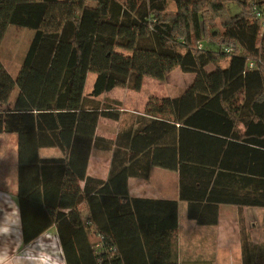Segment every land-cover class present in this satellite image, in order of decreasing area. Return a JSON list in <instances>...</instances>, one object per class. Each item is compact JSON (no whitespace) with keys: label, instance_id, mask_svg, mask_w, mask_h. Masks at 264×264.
I'll return each instance as SVG.
<instances>
[{"label":"trees","instance_id":"16d2710c","mask_svg":"<svg viewBox=\"0 0 264 264\" xmlns=\"http://www.w3.org/2000/svg\"><path fill=\"white\" fill-rule=\"evenodd\" d=\"M231 1L239 7L233 15ZM257 11L264 14V0H0V43L9 25L33 31L16 81L0 66V102L18 85L13 106L0 110V133L17 138L24 243L55 225L66 264H123L121 235L136 226L141 202L167 209L166 236L174 242L177 202L128 193V178H147L151 166L178 173L179 199L198 224H215L221 203L264 206ZM216 18L221 30L211 27ZM176 66L194 74L179 95L149 97L113 139L96 134L98 119L118 120L121 104L96 96L139 90L144 76L162 80ZM88 72L96 77L85 96ZM44 146L62 155L40 157ZM93 148L111 152L104 179L87 174ZM241 247L242 264H264V243L253 244L243 225Z\"/></svg>","mask_w":264,"mask_h":264},{"label":"crops","instance_id":"0c3cea01","mask_svg":"<svg viewBox=\"0 0 264 264\" xmlns=\"http://www.w3.org/2000/svg\"><path fill=\"white\" fill-rule=\"evenodd\" d=\"M95 77L94 72L87 73L83 90L85 96L89 95ZM114 88L96 96V99L100 101L117 100L121 103L118 120L100 117L97 122L96 134L112 139L120 129L131 124L137 114L143 112L146 104V101H143L139 106H134L133 103L126 105L127 92L121 90V94L116 95L113 94ZM17 89L18 85L12 87L7 100L0 102V110L13 106ZM122 89L128 91L127 88ZM37 153L45 158L62 155V151L57 146L39 147ZM110 158L111 152L108 150L91 149L87 174L106 178ZM17 167L16 135L0 133V220L14 213L18 207ZM127 187L131 197L175 200L177 202V226L174 242L168 241L165 226L170 223V214L167 209L150 202L139 203L137 205L139 217L137 218L134 212L133 218L136 226H131L121 235L119 249L123 264H242V225L253 244L264 243V206H238L221 203L218 205L215 224H198L195 219L187 215L188 203L179 199V179L176 171L151 166L147 178L129 177ZM198 208L201 211L202 206ZM207 217H210V213ZM157 222L164 226L155 227ZM148 232L150 235L159 232V239L151 240ZM49 235L58 237L55 225L50 226L38 236L47 237ZM89 238L94 246L99 244L98 235L91 234ZM59 251L66 264L61 246ZM12 252H15L14 247Z\"/></svg>","mask_w":264,"mask_h":264},{"label":"rangeland","instance_id":"374dc122","mask_svg":"<svg viewBox=\"0 0 264 264\" xmlns=\"http://www.w3.org/2000/svg\"><path fill=\"white\" fill-rule=\"evenodd\" d=\"M226 5L227 12L231 15L239 11V7L236 2L231 1L226 3ZM211 27L215 30H221L218 18L215 19V24ZM32 32V29L27 27L9 25L6 28L5 34L0 43V66L4 68L14 81H16L19 72L23 69L21 64L22 57L28 46ZM210 43V47L216 49V44L212 42ZM218 63L221 66H224L226 64V60L219 61ZM212 67H214V64L210 63L208 68L211 69ZM193 77V73L183 72L178 66H176L162 80L146 75L143 78L142 85L139 90L128 89V91H125L122 87H115L113 94L120 95L121 90H124V92H127L126 105L133 103L134 106H139L143 101H147V99L151 96L171 97L179 95L191 83Z\"/></svg>","mask_w":264,"mask_h":264},{"label":"clouds","instance_id":"9594fccd","mask_svg":"<svg viewBox=\"0 0 264 264\" xmlns=\"http://www.w3.org/2000/svg\"><path fill=\"white\" fill-rule=\"evenodd\" d=\"M22 227L18 207L0 220V264H64L58 237L37 236L25 244Z\"/></svg>","mask_w":264,"mask_h":264},{"label":"built area","instance_id":"2783aa9c","mask_svg":"<svg viewBox=\"0 0 264 264\" xmlns=\"http://www.w3.org/2000/svg\"><path fill=\"white\" fill-rule=\"evenodd\" d=\"M256 14L259 16L260 20L262 21V24H264V14H262L260 11H257ZM226 50L229 51L230 47L226 48ZM248 65L251 66L252 62H249ZM97 246H99V244Z\"/></svg>","mask_w":264,"mask_h":264}]
</instances>
